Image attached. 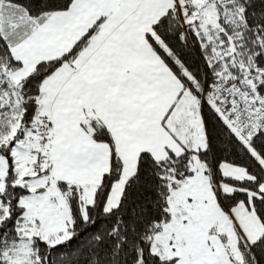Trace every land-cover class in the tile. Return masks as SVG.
<instances>
[{"label": "snow or ice", "instance_id": "snow-or-ice-1", "mask_svg": "<svg viewBox=\"0 0 264 264\" xmlns=\"http://www.w3.org/2000/svg\"><path fill=\"white\" fill-rule=\"evenodd\" d=\"M0 264H264V0H0Z\"/></svg>", "mask_w": 264, "mask_h": 264}]
</instances>
